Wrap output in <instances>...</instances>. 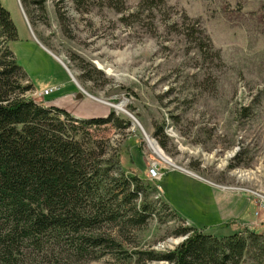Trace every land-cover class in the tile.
Returning <instances> with one entry per match:
<instances>
[{"label": "rangeland", "instance_id": "obj_1", "mask_svg": "<svg viewBox=\"0 0 264 264\" xmlns=\"http://www.w3.org/2000/svg\"><path fill=\"white\" fill-rule=\"evenodd\" d=\"M122 1L117 12L108 0H0L17 28L10 49L34 88L25 98L76 120L113 112L128 122L112 131L105 152L118 162L115 177L142 183L127 211L144 204L150 212L140 226L103 230L118 248L61 264H167L134 253L175 250L186 238L179 229L229 234L207 190L194 192L173 171L248 198L255 218L264 211V0ZM152 164L160 181L147 176Z\"/></svg>", "mask_w": 264, "mask_h": 264}, {"label": "trees", "instance_id": "obj_2", "mask_svg": "<svg viewBox=\"0 0 264 264\" xmlns=\"http://www.w3.org/2000/svg\"><path fill=\"white\" fill-rule=\"evenodd\" d=\"M108 1L122 11V0ZM17 37L0 2V264L95 258L105 248L119 247L103 233L107 226L137 227L150 216L144 204L127 211L142 183L137 177H115L118 162L105 152L112 131L127 129L128 122L113 112L76 120L63 109L25 98L34 88L10 49ZM175 235L186 238L173 251L134 254L145 255V262L242 264L258 251L253 262L264 264L261 232L216 237L190 227Z\"/></svg>", "mask_w": 264, "mask_h": 264}, {"label": "crops", "instance_id": "obj_3", "mask_svg": "<svg viewBox=\"0 0 264 264\" xmlns=\"http://www.w3.org/2000/svg\"><path fill=\"white\" fill-rule=\"evenodd\" d=\"M169 174L173 176L175 181L180 180L191 184L194 192L196 191L198 193L199 191L203 192L204 189L207 190V199L216 204V212L219 219L217 225H221L219 227H221V230L225 233L232 234L234 232H241L244 228H248L256 233H264V211L255 218L253 202L248 198L221 190L220 192L215 191V187H209V183L199 180L180 170L173 171ZM197 193H195L196 199L201 196V194L198 195ZM165 196L166 194H164V198ZM165 201L167 202L166 198ZM170 207L171 209L175 208L176 203L172 202V206Z\"/></svg>", "mask_w": 264, "mask_h": 264}, {"label": "built area", "instance_id": "obj_4", "mask_svg": "<svg viewBox=\"0 0 264 264\" xmlns=\"http://www.w3.org/2000/svg\"><path fill=\"white\" fill-rule=\"evenodd\" d=\"M51 93V90H45L42 93H40V96H47ZM147 176L152 181H160L162 178V173L159 172L157 165L152 164L150 168L148 169Z\"/></svg>", "mask_w": 264, "mask_h": 264}, {"label": "bare ground", "instance_id": "obj_5", "mask_svg": "<svg viewBox=\"0 0 264 264\" xmlns=\"http://www.w3.org/2000/svg\"><path fill=\"white\" fill-rule=\"evenodd\" d=\"M124 107H125V103L123 105L118 106L117 109L123 111ZM149 146L160 158H162L165 162L170 163V161L166 157H164L163 153L159 150V148L151 139L149 141Z\"/></svg>", "mask_w": 264, "mask_h": 264}, {"label": "water", "instance_id": "obj_6", "mask_svg": "<svg viewBox=\"0 0 264 264\" xmlns=\"http://www.w3.org/2000/svg\"><path fill=\"white\" fill-rule=\"evenodd\" d=\"M82 97V93H79L78 95H77V98H81ZM113 109H116L115 107H113V106H111ZM126 114H127V112H125ZM127 115H129V114H127ZM130 116V115H129ZM131 118H132V116H130ZM133 120H134V118H132ZM135 121V123L141 128V126L138 124V122L136 121V120H134ZM145 138H146V136H145ZM185 240V239H184Z\"/></svg>", "mask_w": 264, "mask_h": 264}]
</instances>
